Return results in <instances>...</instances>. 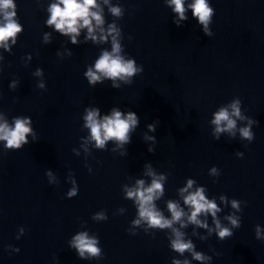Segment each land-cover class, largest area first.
<instances>
[{
  "label": "clouds",
  "instance_id": "obj_1",
  "mask_svg": "<svg viewBox=\"0 0 264 264\" xmlns=\"http://www.w3.org/2000/svg\"><path fill=\"white\" fill-rule=\"evenodd\" d=\"M105 3L108 0H104ZM169 4L173 7V11L178 15L179 20H185V0H169ZM192 10V15L203 25L205 35L211 36L212 33L208 30V25L213 15V9L209 6L208 0H192L188 5ZM99 5L97 0H56L52 3L48 12L50 13L47 20L49 26L63 35L71 37L73 44L77 43V36L80 34L81 29H87L89 39L97 40L94 35L96 28L100 27L104 21L103 17L97 9ZM113 15L119 16L121 13L120 8L113 7L110 9ZM0 16L3 17V22L0 23V46L6 47L7 42L11 39L13 42L17 33L21 29V25L16 21L15 16V3L14 0H0ZM103 33V28H100ZM115 26H110L108 34L116 32ZM47 38V37H46ZM106 37L101 35L100 40H105ZM121 47L117 42L115 36L112 39L111 52L104 51L103 54L96 60L94 68H89L86 76L90 84L95 85L101 81V78H108L113 81L122 79L127 81L128 77L133 76L139 71L135 66L134 60H125L121 55ZM39 71L37 75H39ZM40 87H43L41 84ZM113 87L119 85L113 83ZM231 112L227 108H221L214 114L212 123L216 126L215 132H232L236 128V119L233 117L243 119L240 113L239 101H234L231 105ZM85 127L89 129L90 139L95 141L98 148H103L106 142L112 140L116 141L119 146H123L130 142V132L135 128L138 123L137 116L133 112H128L126 115L119 110L113 109L110 115H105L99 118L98 109H88L84 117ZM30 120L27 118H17L14 121V126H10L6 121L0 119V141L5 142V146L9 149H19L22 144H26L27 135L31 133L32 129L29 126ZM149 130H154L152 125H149ZM240 134L243 138L248 140L253 139V134L249 127L240 129ZM218 138V137H217ZM151 150V149H150ZM238 155H242L238 153ZM212 172L215 173L216 169L213 168ZM50 175V173H49ZM149 175H153L149 172ZM163 177L153 178L152 183L145 187L144 181H137V187L127 190V197L135 199L138 204L139 219L133 221L134 224H140L141 220L146 221L150 226L156 228H171L174 222H180L185 215L176 203L169 201L167 207L171 213V219L165 218L159 212L154 204V200L158 199L163 192L161 180ZM193 181L189 180L187 186L182 188L181 194L188 192L184 197V204L189 206L191 213L188 216V221L207 227L198 217L201 214H211L215 220L217 212L220 211L217 204L206 198L204 188H197L195 191L189 192L192 188ZM76 189L73 188L69 191L68 196H74ZM223 200L224 197H221ZM232 207L238 209L239 204L237 201H232ZM97 220L105 219L103 214H97L94 217ZM233 226H238V221L233 217H228ZM181 226H184L183 224ZM216 227L220 229L218 235L221 239L230 236L231 232L227 228H221L218 221ZM175 239L171 242V247L176 252L183 254L185 251H192V243L185 242L182 239V233L173 230ZM257 236H259V228H257ZM98 241L95 238H90L86 232H81L76 235L71 241V247L75 248L79 256L83 259L86 258L87 253L89 257H98L101 254V249L97 247ZM193 257L196 260H204L205 257L201 253L193 252ZM173 264H180V261L174 260ZM187 264V261L184 262Z\"/></svg>",
  "mask_w": 264,
  "mask_h": 264
}]
</instances>
